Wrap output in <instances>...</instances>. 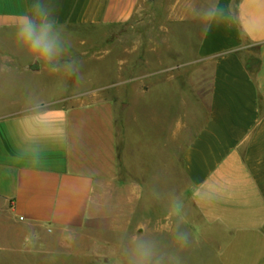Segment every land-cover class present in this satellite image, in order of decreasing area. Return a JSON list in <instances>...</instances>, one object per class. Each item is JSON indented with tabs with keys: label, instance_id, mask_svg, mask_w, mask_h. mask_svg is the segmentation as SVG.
<instances>
[{
	"label": "crops",
	"instance_id": "crops-1",
	"mask_svg": "<svg viewBox=\"0 0 264 264\" xmlns=\"http://www.w3.org/2000/svg\"><path fill=\"white\" fill-rule=\"evenodd\" d=\"M142 1L0 0V46L18 37L13 31L21 17L34 15V5L47 14L37 23L52 29L117 27L131 22ZM171 1L205 9L194 66L208 95L182 153L183 202L176 94L173 100L167 91L165 111L150 107L145 121L134 118L130 104L119 118L118 101L101 92L115 84L69 97L73 106L52 107L63 101L57 84L49 90L40 79L57 76L75 57H7L0 49V206L21 226L75 234L98 229L100 201L115 198L122 185V198L154 202L153 223L139 227L153 232L146 247L153 264H177L179 218L211 263L264 264V0ZM29 82L40 95L33 101ZM162 82L160 88H176V74ZM139 96L151 101L149 90Z\"/></svg>",
	"mask_w": 264,
	"mask_h": 264
},
{
	"label": "rangeland",
	"instance_id": "rangeland-1",
	"mask_svg": "<svg viewBox=\"0 0 264 264\" xmlns=\"http://www.w3.org/2000/svg\"><path fill=\"white\" fill-rule=\"evenodd\" d=\"M171 4V0H143L127 25L52 29L50 36L59 50L55 56L75 58L61 65L57 76L47 73L40 81L49 90L57 84L56 90L63 101L52 107L73 106L75 101L69 97L89 92L94 87L115 84L112 91L103 89L101 92L118 101L119 118L124 105L130 104L134 118L139 113L144 121L149 117L150 107L165 111L167 91H172L173 100L176 94L180 205L186 187L182 153L200 126L206 107L203 100L208 95V83L203 82L205 77L199 66H194L200 35L198 27L205 26L197 21L204 19L205 9L172 7ZM3 42L0 49L7 57L19 52L28 58L37 57L18 37ZM92 54L104 56L91 60ZM170 68L171 71L160 73ZM173 74H176V88H160V83ZM25 86L33 87L30 82ZM144 89L149 90L151 101L140 98ZM24 90L26 92V88ZM28 92L29 100L40 97L34 87ZM44 96L50 98L48 93ZM134 144L139 142L136 140ZM130 154L137 153L131 151ZM130 163L137 166L135 158ZM121 186L115 198L100 201L98 229L75 234L55 236L44 234L36 227L21 226L0 206V264H140L142 259L144 264H153L151 255L141 256V250L152 245L153 232L139 227L146 221L153 223L157 216L154 202L143 201L139 205L138 200L124 199ZM179 223L178 238L189 235L180 218ZM188 239L183 247L178 240L177 264H214L210 262L207 249L197 245L190 236Z\"/></svg>",
	"mask_w": 264,
	"mask_h": 264
},
{
	"label": "clouds",
	"instance_id": "clouds-1",
	"mask_svg": "<svg viewBox=\"0 0 264 264\" xmlns=\"http://www.w3.org/2000/svg\"><path fill=\"white\" fill-rule=\"evenodd\" d=\"M34 15H25L21 17L18 23V39L25 44L29 51L36 55L38 58L45 60H52L55 55L58 54V48L56 42L51 38L52 24L48 22L37 23L38 20L43 18L47 19V14L44 13L40 6L34 5ZM205 31H207L205 29ZM181 247L188 243V235L184 234L182 238H178ZM149 251L146 249L141 250V256L146 258L149 255ZM140 264H144V260L140 261Z\"/></svg>",
	"mask_w": 264,
	"mask_h": 264
}]
</instances>
